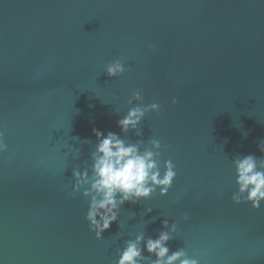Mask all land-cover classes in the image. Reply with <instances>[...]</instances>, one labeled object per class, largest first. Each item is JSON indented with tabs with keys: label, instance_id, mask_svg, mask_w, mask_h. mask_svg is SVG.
<instances>
[{
	"label": "water",
	"instance_id": "obj_1",
	"mask_svg": "<svg viewBox=\"0 0 264 264\" xmlns=\"http://www.w3.org/2000/svg\"><path fill=\"white\" fill-rule=\"evenodd\" d=\"M117 58L126 70L110 78ZM137 89L161 106L143 139L161 141L177 176L166 196L125 203L97 240L72 171L90 166L93 128L124 135ZM0 130V264H114L165 219L179 229L170 252L264 264V204L231 201L232 160L264 157V0H0Z\"/></svg>",
	"mask_w": 264,
	"mask_h": 264
},
{
	"label": "clouds",
	"instance_id": "obj_2",
	"mask_svg": "<svg viewBox=\"0 0 264 264\" xmlns=\"http://www.w3.org/2000/svg\"><path fill=\"white\" fill-rule=\"evenodd\" d=\"M150 47L154 50V46ZM125 70V64L117 58L106 65L104 73L115 78ZM143 101L144 96L138 89L128 98L130 107L116 122L123 136L112 131L105 134L93 128L96 142L89 156L90 166L72 171V194L80 192L88 201L84 220L97 240L103 239V233L118 220L125 203L137 204L157 195L166 196L177 176L172 160H164L161 165V141L143 139L141 124L146 114L161 111L159 103L144 104ZM171 103L176 105L178 101L173 98ZM130 131L140 139L135 142L126 139ZM4 137L5 133L0 130V154L8 150ZM169 147L165 146L166 149ZM257 147L264 153V140H260ZM73 154L74 157L79 156L78 151ZM232 163L237 186L231 195L232 203L250 204L253 209H260L264 204V157L237 155ZM151 212L152 208H145L140 214L141 219ZM135 215L132 213L131 218ZM189 215L185 213L182 219L187 221ZM161 224L164 230L159 231L155 239L146 237L144 232H137L134 238L125 240L124 247L117 250L118 258L114 264H200V260L190 257L184 248L170 252L168 241L179 234V229L177 223L169 224L167 219ZM124 227V224H119L120 232ZM144 252L148 255L145 256Z\"/></svg>",
	"mask_w": 264,
	"mask_h": 264
}]
</instances>
